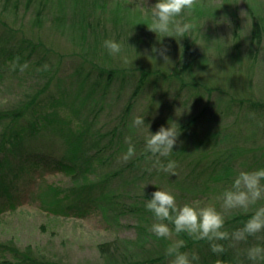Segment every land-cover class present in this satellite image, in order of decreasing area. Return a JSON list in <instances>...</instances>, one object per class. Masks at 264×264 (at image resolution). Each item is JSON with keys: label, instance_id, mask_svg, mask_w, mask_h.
I'll list each match as a JSON object with an SVG mask.
<instances>
[{"label": "rangeland", "instance_id": "obj_1", "mask_svg": "<svg viewBox=\"0 0 264 264\" xmlns=\"http://www.w3.org/2000/svg\"><path fill=\"white\" fill-rule=\"evenodd\" d=\"M61 1L65 2L63 6L57 0L48 4L40 24L33 23L37 4L27 11L20 5L22 10L17 14H13L12 6L7 7V21L25 38L48 50L45 61L51 62L57 72L42 98L54 96L60 102L50 107L44 101L40 107L44 113L55 111L61 123L77 131L89 130L85 134L89 147L104 148L100 160L89 168V177L95 182L104 181L115 197L111 204L98 201L88 215L80 218L74 213H49L44 204L51 199L44 194L47 185L67 189L72 185L71 177L51 166L31 167L27 154L43 148L45 154L60 158L66 145L52 136L30 139L20 153L7 156L9 164L0 171L14 197V208L5 194L0 197V203L4 202L0 242L12 241L20 249L30 247L39 256L61 264H119L123 254H129L123 242L137 238L136 227L142 220L134 207L145 204L153 192L168 191L181 206H214L222 211L219 197L240 171L255 170L264 155V119L255 121L252 127L248 116L236 104H230L231 99L264 100V0H201L202 6L185 17L193 29L184 37L174 38H163L148 29L152 7L158 0ZM253 16L263 25L258 47L251 37ZM109 39L123 45L130 63L108 54L103 43ZM164 47L169 49L170 63L152 51ZM39 53L32 61L42 57ZM92 64L112 70H146L154 76L130 106L134 81L108 87L104 80H98L93 94L89 83L97 79L96 73L84 81L85 76L73 72L80 68L89 75ZM169 75L171 79L166 77ZM133 76L137 80L140 73L134 72ZM3 77L0 109L17 105L28 93L30 97L35 95L44 83H27L30 77L11 67ZM230 105L232 109L219 115L221 108ZM199 115L200 121L179 136L174 153L160 158L165 164L169 160L177 162L176 176L154 168L156 157L140 158L145 153L148 132L131 127L134 117H145V124L154 134L161 126H181ZM216 131L222 135L214 137ZM126 136L136 146V155L127 162L122 159L128 147ZM95 143L99 146L94 147ZM21 168L23 171H19ZM261 206L264 200L248 212ZM237 213L245 212L234 210L226 214L225 220ZM165 242L167 246L172 243ZM106 243L113 246L103 253L99 246ZM160 247L157 244L156 248ZM133 253L139 256L143 252ZM235 256L243 258V252Z\"/></svg>", "mask_w": 264, "mask_h": 264}, {"label": "trees", "instance_id": "obj_2", "mask_svg": "<svg viewBox=\"0 0 264 264\" xmlns=\"http://www.w3.org/2000/svg\"><path fill=\"white\" fill-rule=\"evenodd\" d=\"M0 0V79L4 77V73L11 67L17 71V73H22L20 71V65L27 63L28 68L23 71L24 75H28L30 80L27 83L44 81L42 87L35 91V95L31 96L26 94L23 99L17 102V105L11 108L0 109V171L3 170L8 163L7 156L9 154L17 155L25 147V143L30 139H37L45 136H52L55 139L58 138L60 141L64 142L65 153L60 158L53 157L49 154H45L43 148L34 150L28 153L27 156L30 157L31 167H41V166H51L54 170L63 171L66 175L71 177L72 185L63 189L55 184H48L45 189V195L51 196L48 203L44 202L46 205V210L53 215H63L67 213H74L76 217H84L88 215L92 208L98 201H107L113 203V197L115 194L113 190L107 187L104 181L95 182L89 177L88 170L92 166L93 162L100 160L102 153H104V148H90L86 143L85 134L89 130L77 131L73 129L66 122L61 123L59 118L56 117L55 111L43 112L42 104L44 101L49 102L50 107H55L59 104L60 100H57L54 96H48L46 100L42 97L46 93L50 86V81L52 77L57 72V69L51 64V62L45 61L47 59L46 54L48 50L41 43L32 42L30 39L25 38L17 29L10 26L7 21L6 10L7 7L12 6L14 8V13L17 14L22 10L20 5H24L23 11L31 9L35 4L38 5V10L36 11L35 18L33 20L34 24H40L45 19V13L48 8V4L51 2L55 3V0ZM59 5L63 6L61 0ZM81 0H73V2L79 3ZM85 17V16H84ZM263 25L255 17H252V28L251 37L252 42L258 47L261 43L263 35ZM20 36L17 38V35ZM188 48V46H187ZM37 52L42 53V57H39L37 61H32V58L37 54ZM188 53V49H187ZM18 58V59H17ZM50 64V65H49ZM13 65H16L14 68ZM48 66V70H43L44 66ZM92 72L84 74L83 70L80 68L74 69L80 75L85 76L84 81L89 80L92 75L95 74L96 78L91 84V91L93 94L96 93L99 84L96 82L98 80H104L108 87L112 84H120L123 86L126 82L131 84L134 81V90L129 97L130 106L131 100L136 99L142 89L147 85L149 78L153 77L154 74L146 70H115L106 69L104 67H97V65H91ZM134 72H139L140 77L136 80L133 76ZM157 75V72H155ZM166 76L171 79L172 77ZM159 78H162L161 76ZM155 79V78H154ZM26 83V84H27ZM25 84V83H24ZM25 84V85H26ZM25 85H23L25 87ZM216 92L222 91L215 89ZM208 94H212V90H207ZM223 92V91H222ZM29 95V96H28ZM212 96V95H211ZM208 103H210L207 100ZM230 104H236L245 115L248 116L250 125L253 127L254 122L257 120L264 119V100L261 98H249V99H231ZM41 106V107H40ZM235 107V106H234ZM41 108V109H40ZM129 108V106H128ZM226 109H232L231 105L220 109L218 111L219 115L226 113ZM129 110V109H128ZM200 115L191 119V121L184 123L179 126L180 136L186 132L189 127L200 121ZM264 122V121H262ZM85 131V132H84ZM117 130L113 131V136L116 135ZM218 132V133H217ZM214 137H218L219 131L213 134ZM115 137V136H114ZM114 141V138L111 141ZM224 140V136L223 139ZM113 143V142H112ZM110 142V144H112ZM93 145V143H92ZM95 146L99 144L95 143ZM111 149V145H110ZM37 152V153H36ZM117 152V151H116ZM150 153H144L140 158H146L150 156ZM260 161L256 164V169L264 168V155L260 156ZM139 160V159H138ZM101 162V161H100ZM91 167V168H92ZM214 169V168H213ZM94 170V169H93ZM19 171H23L22 168ZM18 175V173H17ZM229 175V172L227 173ZM226 175V176H227ZM225 176V178H227ZM4 176H0V197L5 194L8 200V204L11 208H14L13 195L10 194L9 187L4 181ZM229 178V177H228ZM97 193V194H96ZM94 194V195H93ZM98 195V196H97ZM47 201V200H46ZM0 203V213L3 212L2 204ZM256 210V209H255ZM248 213H237L232 216L231 219L225 220L224 228L225 230L232 232L238 228L243 227L244 223L251 217L254 211ZM134 211L141 214V221L138 223L137 238L134 241H124L125 251L129 254H123L122 261L119 264H169L172 257L165 255L167 249V244L164 239L156 237L151 231L152 221L154 215L152 212L147 210L145 204L141 206L134 207ZM172 227V225H169ZM178 239L183 240L184 246L181 248L182 252H195L199 256V261L194 262V264H216L217 260H221L222 264H247L249 260L245 255L246 249L258 245L264 247V233L259 234L258 237H249L246 242H240L235 246H229L230 241H221L224 244L225 252L222 254H215L211 251L210 245L205 240L195 241L187 234H180ZM157 241L159 243H157ZM157 244H161V249H157ZM170 245V243H169ZM113 243H106L99 246L101 252H106L111 250ZM132 248V251H130ZM134 250H141L142 255L136 256L133 253ZM243 258H237L236 253H242ZM138 259V260H137ZM240 263H239V262ZM117 264V262L115 261ZM0 264H61L59 262L50 261L44 257L39 256L30 247L25 249L18 248L12 241L0 242ZM171 264V263H170Z\"/></svg>", "mask_w": 264, "mask_h": 264}, {"label": "clouds", "instance_id": "obj_3", "mask_svg": "<svg viewBox=\"0 0 264 264\" xmlns=\"http://www.w3.org/2000/svg\"><path fill=\"white\" fill-rule=\"evenodd\" d=\"M198 6H202L201 0H158L152 7L154 11L148 29L163 38L184 37L194 27L192 23L186 22L185 17L191 15ZM103 47L110 56H119L124 64L130 63L124 54L122 44L109 39L104 41ZM152 51L165 63H170L167 47L153 48ZM27 68V63L20 65L21 72ZM43 70H48V66L45 65ZM131 127L137 130L147 129L144 152L156 157L153 167L170 176H176L178 174L176 169L179 167L177 162L169 160L165 164L160 158L174 153L173 149L177 146L181 134L179 126L176 123L169 124L168 127L161 126L153 134L149 131L150 125L145 124V117L136 116ZM125 143L128 147L122 159L127 162L136 155V146L130 136L125 137ZM151 196L152 198L146 199L145 203L147 210L154 215L150 231L158 238L172 241L165 251L166 256L172 257L171 264H194L199 261L197 253L181 251L185 242L177 239L180 234H187L195 241H207L211 251L219 255L225 252V246L220 243L221 241H230L229 246H235L240 242H246L249 237H258L264 233V206L256 208L243 227L232 232L224 228L226 214L234 210L248 212L251 207L264 200V168L242 170L234 177L230 188L219 197L222 201V211H218L214 206L178 205L175 196L164 190H157ZM245 255L252 264H264V247L251 246L246 249ZM216 264H222V261L217 260Z\"/></svg>", "mask_w": 264, "mask_h": 264}]
</instances>
